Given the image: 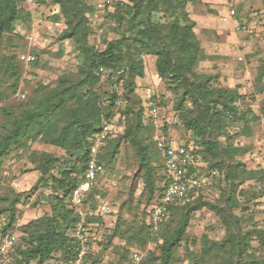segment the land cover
<instances>
[{
	"label": "trees",
	"instance_id": "obj_1",
	"mask_svg": "<svg viewBox=\"0 0 264 264\" xmlns=\"http://www.w3.org/2000/svg\"><path fill=\"white\" fill-rule=\"evenodd\" d=\"M50 1L58 6L64 25L56 41L73 45L77 63L74 70L63 72L53 84H46L23 80V63L39 66L40 50L33 47L24 53H5L7 48L18 47L21 36L15 31V23L19 18L30 17L25 8L29 0H0V180L4 178V159L27 141L56 147L68 157L66 167L58 169L55 161L59 156L40 152L37 168L43 175L39 181L50 188L54 200L50 213L20 225L17 221L22 213L17 206L29 197L21 198L22 194L10 186L0 193V242L5 236L14 237V243L0 254V264H47L55 255L62 264L75 259L81 248L76 233L81 218L70 207V193L84 177L90 147L104 122L113 123L114 129L97 150L103 172L86 192L84 204L96 209L97 196H104L98 190L104 166L115 160L124 144L132 150L137 164L134 178L139 177L145 189L143 202L138 201L141 207L137 223L120 230L119 216L105 237L107 241L99 242L105 250L114 237L124 240L125 245L115 247L116 264H133L135 249L129 245L144 249L159 240L158 253L149 250L136 264H173L176 248L187 239L190 220L203 207L216 213L225 232L219 240L202 233L198 251L191 253L193 261L264 264V257L258 255L264 250V228L245 217L249 216L245 214L246 202L264 196V166L242 160L244 151L233 143L228 130L231 123L240 121V130L248 133L250 122L264 118V107L261 114L255 113L248 95L238 92L239 85H218L213 83L217 76L198 71L199 63L206 57L188 5L199 0H102L104 21L113 19L116 27L125 25L120 36L106 41L103 49L89 40L96 34L89 19L96 4L86 0ZM156 14L160 17L155 18ZM236 18H240L238 13ZM52 19L56 21L57 17ZM26 55H34L35 59H21ZM147 56L154 57L156 75L171 100L153 95L150 105L144 106L136 93V79L144 76ZM259 70L252 86L264 95V67ZM117 99L125 101L118 109ZM163 107L177 114L179 123L174 126L191 133L178 141L191 145L204 165L202 168L215 170L216 174L209 177L205 187L170 203L168 216L155 232L150 214L165 189L167 168L154 140L155 117L150 112L156 108L158 117ZM160 125L165 135H173L168 123ZM247 184L250 186L245 187ZM249 189L251 197L246 199ZM209 196L216 203L206 201ZM107 213L92 214L85 223L89 228L97 226ZM88 251L84 264L95 263L97 253Z\"/></svg>",
	"mask_w": 264,
	"mask_h": 264
},
{
	"label": "rangeland",
	"instance_id": "obj_2",
	"mask_svg": "<svg viewBox=\"0 0 264 264\" xmlns=\"http://www.w3.org/2000/svg\"><path fill=\"white\" fill-rule=\"evenodd\" d=\"M86 1L91 5L96 4L94 12L89 13L92 27L96 33L99 29H102L100 37L97 38L95 34L89 40L94 42L98 49H103L106 41L120 36L121 31L125 29V25L116 27L118 26L117 22L113 19L107 22L104 21V14L100 9L102 7L97 5V3L103 4L102 0ZM25 8L30 12V17L28 19L19 18L15 23V31L21 36V38H18V47L16 49L7 48L5 53L12 51H16L18 54L24 53L33 47L36 50H40L39 66L32 67L29 63H23V80L29 83L42 81L46 84H53L59 74L75 69L77 53L69 41H56L58 32L64 27L56 4L50 0L36 3L28 2ZM230 9L237 11L240 17L258 13L261 18L258 22L253 23L249 31H243L236 26L235 31L238 34L237 44L240 45L242 41H245L246 45L236 47L235 50L237 52L234 54L224 52L221 48L220 50H211L208 39L214 37L204 35L206 41L202 44V48L206 58L199 63L198 71L209 72L217 76L216 82L213 83L218 85L227 88L239 85L238 92L248 95L249 98L247 100L252 110L257 114H261V109L264 107V95L261 91L255 92L252 84L260 73L259 69L264 67V0H237ZM230 9L227 11V15H229ZM193 10H197V8ZM53 16L57 17L56 21L52 19ZM159 17L158 14L155 15V18ZM230 21V18L224 22L218 20L219 23L225 25L231 24ZM247 55L249 56L247 57ZM31 59L34 60L35 56L32 55ZM144 65V76L136 79L135 87L136 93L143 100V105H150L152 102L150 99L153 95L158 97V99L163 96L164 99L171 100L170 94L166 92L163 83L157 77L152 62L146 60ZM252 94H254V97L251 96ZM150 113L153 114V112ZM153 117L160 124L168 123L172 130L173 138L176 140L187 137L188 133H190L178 128L177 125L174 126V123H179V120L177 114L171 108L163 107L159 116L157 117L154 114ZM241 126L242 123L236 121L231 123L228 128L233 143H238L240 149L244 151L241 159L244 161L253 160L260 166H264V118L250 122L248 133L242 132L240 130ZM26 143V145L12 150V153L4 159L2 165L4 178L0 180V193L10 186L16 192L22 194L21 198L26 195L29 197L28 200L20 202L17 206L22 213L17 221L20 225L44 213H50L51 203L54 202L50 188L39 181L40 176L43 175L42 170L37 168V163L42 156L40 152L47 151L59 156L60 158L58 157V160L55 161L58 169L66 167L68 161V157L63 155V151L56 147L44 145L41 142L30 143L27 141ZM104 168V173L98 182V190L104 196H97L96 204L100 201H105L110 207V212L101 217L102 220L97 226L87 227V232L84 235L87 251L89 248V251L93 252V254L97 253L95 263L92 264L117 263L118 255L115 247L125 245L124 240L114 237L105 250L101 249L102 245L99 242L107 241L105 237L115 226L117 217L120 216L121 219L120 230L125 229L127 225L137 223L141 207L138 201L142 203L145 195L142 180L139 177L134 178L138 173V169L133 152L128 145L124 144L115 160L110 165H105ZM248 186L250 185H245V187ZM215 190L217 192L219 189ZM248 191L246 199L251 197L250 189ZM208 198L210 199L206 201L216 203L211 196ZM246 203L247 212L245 214L249 216L245 217L250 218V221H258L259 225L264 228V196L250 198ZM236 212L239 213L237 210ZM242 225L248 227L247 223H242ZM224 232V225L214 211L208 207L197 210L188 225L187 239H184L175 250L173 264H206L200 261H193L191 255V253L195 254L199 249L198 238L202 233H206L210 238L219 240L223 237ZM157 234V237H159V233ZM159 242L160 240L148 243L144 249L128 245L131 249L139 250L143 254L152 249L155 253H158L156 245ZM252 244L256 246L257 242L254 241ZM258 255L264 257V250H261ZM56 257L58 255H55L47 264H62L57 261Z\"/></svg>",
	"mask_w": 264,
	"mask_h": 264
},
{
	"label": "built area",
	"instance_id": "obj_3",
	"mask_svg": "<svg viewBox=\"0 0 264 264\" xmlns=\"http://www.w3.org/2000/svg\"><path fill=\"white\" fill-rule=\"evenodd\" d=\"M31 0H29L30 2ZM108 2V1H106ZM102 7V3L97 4ZM236 11L230 9L229 17L236 19L237 28L243 31H249L253 25L261 18L258 13L249 14L247 17L236 18ZM224 20L226 17L223 18ZM102 29L96 33V37H100ZM246 42L242 41L240 46H245ZM31 55L21 56V59L30 60ZM100 71H103L100 68ZM24 97V95H21ZM125 101L117 99L115 101L116 109L123 107ZM151 112L153 115L156 113V108ZM156 120V119H155ZM156 133L154 140L161 155L165 159L167 168V181L165 189L161 196L160 202L153 206L150 214V220L153 225V230L156 232L159 229V224L168 216L170 203L186 197L190 192L205 187L209 182V177L216 174L215 170L209 172L202 168L204 165L199 158L195 156L191 145H186L183 141L179 142L173 138V135H165L161 129L158 121H155ZM114 129V124L104 122L101 125L98 136L90 147L89 159L86 165L84 177L81 182L72 189L70 193V207L79 215L81 221L78 225L76 233L81 239V248L78 251L75 259L70 264H84L85 255L87 253V246L85 243V235L87 232V224L85 219L92 214H104L110 211L109 205L105 201H100L96 209H91L88 205L84 204L85 195L88 189L94 185L99 175L103 172V166L98 161L97 150L104 142L107 135ZM195 167H200L195 169ZM14 243V237L11 235L5 236L0 242V254L4 253ZM143 253L139 250H133L132 261L136 264L140 261Z\"/></svg>",
	"mask_w": 264,
	"mask_h": 264
},
{
	"label": "crops",
	"instance_id": "obj_4",
	"mask_svg": "<svg viewBox=\"0 0 264 264\" xmlns=\"http://www.w3.org/2000/svg\"><path fill=\"white\" fill-rule=\"evenodd\" d=\"M234 2H237V0H199L195 5H188L190 16L195 21V33L202 44L206 41L204 35L214 37L212 39L207 38L211 50H220L221 48L224 52L234 54L237 52L236 47L240 46L237 44L238 34L235 31L236 19L227 15V11ZM194 8H197V10H193ZM224 17H226L225 20ZM228 18L231 19V24L225 25L218 22V20L227 21ZM231 43L235 45L233 46ZM146 60L154 65V57L147 56Z\"/></svg>",
	"mask_w": 264,
	"mask_h": 264
}]
</instances>
